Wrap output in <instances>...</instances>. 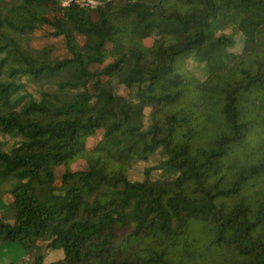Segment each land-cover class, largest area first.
I'll use <instances>...</instances> for the list:
<instances>
[{"label":"trees","instance_id":"trees-1","mask_svg":"<svg viewBox=\"0 0 264 264\" xmlns=\"http://www.w3.org/2000/svg\"><path fill=\"white\" fill-rule=\"evenodd\" d=\"M101 1L0 0V133L22 138L0 145V243L33 264L39 242L63 252L47 264H264V0ZM40 28L70 56L32 48Z\"/></svg>","mask_w":264,"mask_h":264},{"label":"rangeland","instance_id":"rangeland-1","mask_svg":"<svg viewBox=\"0 0 264 264\" xmlns=\"http://www.w3.org/2000/svg\"><path fill=\"white\" fill-rule=\"evenodd\" d=\"M51 31V28H50ZM237 36V35H236ZM77 38L79 42L83 43L84 37L82 35H77ZM154 39L152 37H148L144 39V43L147 46H150L153 44ZM237 44L234 46L231 50L235 53H238L241 51V43L238 42V36L236 37ZM29 45L34 49H41L42 47H45L47 45H53L54 49L52 50V56L58 57V58H64L70 56L68 51L65 48L64 45V38L62 36L54 37L49 34V28H40L36 30L30 40ZM109 61V60H107ZM103 65H94L92 69H99ZM187 68L195 74L199 79L202 78V70L200 67H197L196 64L192 61V59L188 60V64H186ZM28 90L31 91L35 96L37 95V92L35 91L34 87L32 85L28 86ZM120 93L125 94V90L120 89ZM146 116L148 117L149 109H145ZM147 120V119H146ZM103 134L102 129L96 130L94 135L90 136L87 139V147L88 149L93 148L101 139V136ZM22 139L19 135H10V134H4L0 133V145L6 149L9 150L14 142L16 140ZM159 158L157 155H154L150 157L147 161L144 162H136L133 163L132 167L129 169V176L132 179H140L142 177V172H144V168L148 167L150 165L157 164ZM87 167V162L84 159H77L73 161L70 164V168L72 170L76 169H84ZM65 165H59L55 168L54 174L57 185L60 182V178L65 171ZM151 175L154 178H157L159 176V172L153 170L151 172ZM11 186L10 182H2L0 183V215L3 216L4 219H6L9 223H13V206L11 204L13 198L11 194L8 192L9 187ZM125 230H121V234H124ZM40 245V253L44 255V258L47 257L46 261H56L63 257V252L61 250H52L45 247V243L39 242ZM34 255L35 250L32 251H25L23 247L17 243L13 242H1L0 243V264H3L5 262H17L19 264H33L34 262ZM43 258V259H44Z\"/></svg>","mask_w":264,"mask_h":264},{"label":"built area","instance_id":"built-area-1","mask_svg":"<svg viewBox=\"0 0 264 264\" xmlns=\"http://www.w3.org/2000/svg\"><path fill=\"white\" fill-rule=\"evenodd\" d=\"M128 1H135V0H128ZM101 2H102L101 0H60V5L62 7H68L72 4H76L80 7L93 9Z\"/></svg>","mask_w":264,"mask_h":264},{"label":"crops","instance_id":"crops-1","mask_svg":"<svg viewBox=\"0 0 264 264\" xmlns=\"http://www.w3.org/2000/svg\"><path fill=\"white\" fill-rule=\"evenodd\" d=\"M46 260H47V257H45V258L43 259V263H44V264H47V263L52 262V261H46Z\"/></svg>","mask_w":264,"mask_h":264}]
</instances>
